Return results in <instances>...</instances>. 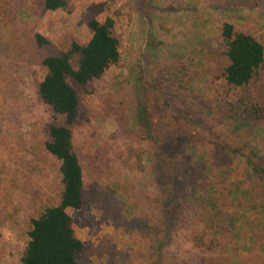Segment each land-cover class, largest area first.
Masks as SVG:
<instances>
[{
	"label": "rangeland",
	"instance_id": "obj_1",
	"mask_svg": "<svg viewBox=\"0 0 264 264\" xmlns=\"http://www.w3.org/2000/svg\"><path fill=\"white\" fill-rule=\"evenodd\" d=\"M205 1L226 13L222 19L237 26L236 32L249 31L257 37L264 33V8L237 7L254 11L242 16L237 15L238 9L225 8L224 0ZM127 2L66 0L64 9L50 12L40 0H11L18 29L29 31L33 43L35 35L46 43L35 46V55L22 63L11 34L0 28V264H21L30 217L38 208L55 204L60 190L59 163L39 147L48 141L51 124L65 122L39 99L38 84L46 74L39 56H57L69 51L73 43L86 44L88 22L103 21L106 15L115 21L120 62L94 83L93 93L70 81L85 116L81 124L71 127L74 152L83 169L85 208L82 214L67 210L76 237L85 245L79 264H197L202 253L192 249L187 235L199 229L194 221L202 209L210 208L223 209L232 217L229 228L235 239L227 255L239 247L244 253L259 247L264 251V240L253 243L254 234L264 235V176L256 174L248 163L264 165V124L248 129L238 115L213 122L216 100L225 94L221 81L211 87L206 75L190 81L189 103L197 112V127L183 128L172 113L159 110L154 97L144 100L136 87L138 62L144 57L152 69L148 74L156 76L154 68L172 60L157 62L160 43L157 26L153 27L155 10L166 16L169 13L152 0L148 22L142 21L143 43L131 53L124 47L121 33L124 16L120 11ZM103 12L106 15H100ZM220 24H213L207 38L216 40ZM78 59L77 53L71 56L74 68ZM187 59L191 70L209 64L207 60L196 62L195 57ZM227 99L233 102L235 97ZM146 111L158 124L169 119L174 122L169 125L172 130L164 156L178 207L168 227V240L164 239L158 251L156 241L142 237L143 224H157L159 211L154 201L160 193L152 167L157 145L146 133ZM160 133L165 135L162 130ZM222 146L234 151L229 153ZM140 150L143 171L137 168L135 156ZM262 256H233L232 264L241 263V259L262 264Z\"/></svg>",
	"mask_w": 264,
	"mask_h": 264
},
{
	"label": "trees",
	"instance_id": "obj_2",
	"mask_svg": "<svg viewBox=\"0 0 264 264\" xmlns=\"http://www.w3.org/2000/svg\"><path fill=\"white\" fill-rule=\"evenodd\" d=\"M40 2L45 10L50 12L66 7V0ZM135 2L142 21L146 19L148 22L152 0ZM224 6L227 9L264 8V0H224ZM114 24L115 21L110 16L103 21L92 19L88 22L92 36L86 44L73 43L69 51L57 56H39L41 65L46 69L44 78L38 84L39 99L55 115L62 116L65 122V125L51 124L48 127V141L39 147L40 151L59 163L57 175L60 190L55 204L38 208L30 217L26 244L20 255L21 264H79L84 252V242L76 237L72 218L67 213V210H71L82 214L85 208L83 169L74 152L71 130L72 126L81 124L85 116L80 111L79 98L70 81L83 87L88 93H93L94 83L101 81L107 70L120 62L121 43L115 34ZM0 28L8 30L11 34L16 56L22 63H28L27 61L35 55V46L46 43L39 35H35L33 43L29 39V31L18 29L11 0H0ZM143 37L147 46H150L147 42L148 36L145 34ZM198 52L203 60L209 62L206 68L191 70L188 59L173 58L168 63L154 68L156 76L148 74L152 69L146 59L141 57L137 67L136 87L144 100L154 97L159 110L162 113H172L176 123L183 128L197 127V112L189 103L190 81L206 75L211 87L215 82L221 81L222 92L225 94L216 100L213 122L220 123L238 115L248 129L264 124V33L257 37L236 32L232 24L223 22L218 26L216 40L204 38ZM75 53L79 54L76 68L70 62ZM229 95L235 97L233 102L227 99ZM144 117L148 118V121H143L147 136L157 145L152 167L160 193L154 201V206L159 211L157 224H143L142 237L148 241H156L158 251L164 244V239L168 240V227L177 215L178 207L175 186L170 180L171 171L164 156L165 145L172 130L169 125L174 122L169 119L158 124L150 119L149 113ZM117 121L120 124L121 120ZM160 130L165 132V135L161 134ZM222 148L229 153L234 151L227 147ZM140 152L135 156L137 168L143 171L142 151ZM248 163L256 174L264 176V165ZM231 221L232 217L223 209H202L194 221L195 225H199V229L192 230L187 235L192 249L202 253L197 264H232V257L236 255L237 250L233 249L232 255L226 254L235 239L229 228ZM260 240H264V235L254 234L253 243H259Z\"/></svg>",
	"mask_w": 264,
	"mask_h": 264
},
{
	"label": "crops",
	"instance_id": "obj_3",
	"mask_svg": "<svg viewBox=\"0 0 264 264\" xmlns=\"http://www.w3.org/2000/svg\"><path fill=\"white\" fill-rule=\"evenodd\" d=\"M127 1L126 6L120 11L124 16L121 24V33L124 38V47L127 51L132 53L133 50H137L143 43L141 39L143 23L141 13L134 0ZM157 2H160L162 4L161 6L165 7L169 13V15L166 16L158 9L154 11V13L157 14V22L154 23L153 27L155 29L157 26L155 30H157V41L160 43L157 53V62H167L173 58L185 60L189 57H195L196 62L199 61L204 64L205 62L198 54V49L202 40L209 36V30L214 27L213 24L215 23L217 25L219 23L228 22L234 25L231 21L222 19V17H225L226 13L221 14L205 0H173V2H169L168 0H157ZM234 9H238L237 15L242 16L248 13V10L251 11V13L254 12L246 8ZM103 14L106 15L105 12L100 15ZM107 16L109 15H106L105 18ZM99 17L100 16H98V18ZM96 20L101 21V19ZM236 27L237 26L234 27L235 31ZM242 32L249 34V31ZM91 36L92 31L89 30V38ZM260 248L261 247L256 251L249 249V252L246 251V253H244L239 247L235 256L242 258L252 253H256L257 255L264 254V251ZM239 264L252 263L248 260L242 261L241 259V263ZM262 264H264V260H262Z\"/></svg>",
	"mask_w": 264,
	"mask_h": 264
}]
</instances>
